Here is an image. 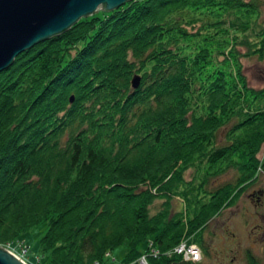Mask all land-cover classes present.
Returning <instances> with one entry per match:
<instances>
[{
    "label": "trees",
    "instance_id": "1",
    "mask_svg": "<svg viewBox=\"0 0 264 264\" xmlns=\"http://www.w3.org/2000/svg\"><path fill=\"white\" fill-rule=\"evenodd\" d=\"M257 10L130 0L16 56L0 72V247L44 225L31 264H108L120 246L130 264L149 243V264H200L209 221L264 172V87L240 60L264 59ZM183 239L200 260L171 251Z\"/></svg>",
    "mask_w": 264,
    "mask_h": 264
},
{
    "label": "rangeland",
    "instance_id": "2",
    "mask_svg": "<svg viewBox=\"0 0 264 264\" xmlns=\"http://www.w3.org/2000/svg\"><path fill=\"white\" fill-rule=\"evenodd\" d=\"M253 1L258 5L257 25L254 32L264 28V0ZM254 36L252 41H254ZM238 52L250 51L248 45H239ZM242 62V73L247 84L253 88L264 87V59L260 60L256 55L240 59ZM225 130L219 133V143L223 142ZM264 151V147L261 153ZM260 156V154H259ZM189 176V173L186 175ZM235 179V172L228 171L222 176L211 181L212 184H220ZM259 197V200H257ZM181 201L173 198V207L181 209ZM45 226L27 234L24 238L28 245L27 259L20 257V251H12L27 264L36 262L39 250L38 241L43 234ZM204 245L207 246L208 254L202 253L200 264H248L246 253L249 251L260 264H264V172H262L255 183L250 185L237 199L235 204L223 210V212L211 219L203 233ZM6 249V246H2ZM125 247L120 246L109 254L108 264H114L123 258ZM29 261V262H28ZM105 261L107 259L105 258Z\"/></svg>",
    "mask_w": 264,
    "mask_h": 264
},
{
    "label": "water",
    "instance_id": "3",
    "mask_svg": "<svg viewBox=\"0 0 264 264\" xmlns=\"http://www.w3.org/2000/svg\"><path fill=\"white\" fill-rule=\"evenodd\" d=\"M130 0H0V72L13 64L16 56L68 29L81 17L98 9L113 10ZM134 74L131 86L140 85ZM73 100L71 96L70 101ZM0 264H27L0 247Z\"/></svg>",
    "mask_w": 264,
    "mask_h": 264
},
{
    "label": "built area",
    "instance_id": "4",
    "mask_svg": "<svg viewBox=\"0 0 264 264\" xmlns=\"http://www.w3.org/2000/svg\"><path fill=\"white\" fill-rule=\"evenodd\" d=\"M5 246H6V249H9V250L11 249L12 251H16V252L18 251L17 253H19V251H20V253H19L20 257L25 259L24 256L28 251V245H26L24 241H20L19 244H16V245L6 244ZM148 247H149V250L145 254H143L137 260V262H132L130 264H149L147 261V257L150 255H156L157 251L154 250V247L151 245V243H149ZM171 251L173 253L180 254L183 257V259H185V260L198 261L201 259V251H200L199 247L193 243L188 244L187 240H184V239L181 240L180 243L175 248H173ZM13 254H15V253H13ZM16 256H18V255H16ZM91 264H99V263L93 262Z\"/></svg>",
    "mask_w": 264,
    "mask_h": 264
},
{
    "label": "flooded vegetation",
    "instance_id": "5",
    "mask_svg": "<svg viewBox=\"0 0 264 264\" xmlns=\"http://www.w3.org/2000/svg\"><path fill=\"white\" fill-rule=\"evenodd\" d=\"M257 200H259V197H258V199Z\"/></svg>",
    "mask_w": 264,
    "mask_h": 264
}]
</instances>
